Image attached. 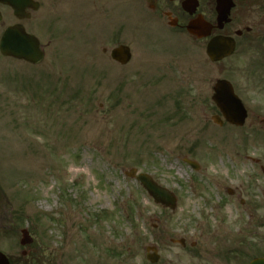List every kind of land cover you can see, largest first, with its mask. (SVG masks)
Instances as JSON below:
<instances>
[{
  "label": "rangeland",
  "instance_id": "1",
  "mask_svg": "<svg viewBox=\"0 0 264 264\" xmlns=\"http://www.w3.org/2000/svg\"><path fill=\"white\" fill-rule=\"evenodd\" d=\"M185 38L128 23L120 40L90 48L42 36L51 42L38 74L0 56V247L18 246L25 227L37 261L149 264L147 245L158 248L156 264L264 255V173L242 159L252 153L264 167V132L246 133L251 117L240 129L213 124L210 99L225 78L264 115V50L241 47L211 63L205 41ZM121 43L132 53L125 66L109 57ZM130 168L169 188L175 210L155 205L124 175ZM237 187L243 192L230 197ZM178 238L184 247L170 242Z\"/></svg>",
  "mask_w": 264,
  "mask_h": 264
},
{
  "label": "flooded vegetation",
  "instance_id": "2",
  "mask_svg": "<svg viewBox=\"0 0 264 264\" xmlns=\"http://www.w3.org/2000/svg\"><path fill=\"white\" fill-rule=\"evenodd\" d=\"M24 18L17 20L12 9L0 3L2 21L10 19V24L20 23L25 30L28 23H34L39 36L62 40L69 36L77 45H95L104 40L117 41L123 36L124 24H132L135 31L167 30L179 31L193 41L197 39L187 33L186 26L194 19L206 21L211 28V36L221 34L233 37L235 49L240 46H258L264 42V0H225L231 5L227 17L229 21L221 29L217 28V0H19ZM9 24V25H10ZM40 41V39H39ZM47 39L45 46L50 45ZM42 45V44H41ZM106 52L105 49L102 50ZM252 111L250 110V113ZM252 123L264 130V116L252 112ZM254 158V157H253ZM246 155L252 165H260L258 158ZM243 192L237 187L231 197ZM240 204L244 201L239 199ZM4 229H8L5 227ZM30 251H22L20 256H8V264H64V261H35Z\"/></svg>",
  "mask_w": 264,
  "mask_h": 264
},
{
  "label": "water",
  "instance_id": "3",
  "mask_svg": "<svg viewBox=\"0 0 264 264\" xmlns=\"http://www.w3.org/2000/svg\"><path fill=\"white\" fill-rule=\"evenodd\" d=\"M12 5L15 7V13H18L19 9L16 7V5ZM217 8H219V26H222L221 23L227 20L226 15L228 12V8L223 9L222 0H218ZM197 26L198 28H201L199 24H197ZM197 26H195L194 28H197ZM189 30L191 32H194L193 29L191 30L189 28ZM207 35H209V33L206 31H202L201 33L197 34V36L199 37ZM233 48L234 41L231 38L216 36L207 43L206 54L211 61H218L230 55L233 51ZM0 52L4 56L25 59L31 62L38 61L42 56V53L38 48L37 40L33 36L26 34L20 25H14L5 30L0 40ZM111 57L121 64H125L130 59L128 47L120 46L112 50ZM213 90V100L219 107L226 121L235 125H242L246 116L245 110L240 100L234 95L230 83L225 80H218L216 81ZM214 120L220 122L217 116L214 117ZM191 165L195 166V164ZM135 172V169H131L130 171L126 172V175L129 177H133L135 175ZM136 179L147 191L149 196L153 198L155 203L161 204L162 206L168 207L172 210L175 208L176 199L173 194L167 189L157 185L146 174H139L137 175ZM30 241L31 240L27 237L26 232L23 231V238L21 239V243L25 244L29 243ZM179 242L183 244V240H179ZM146 249L153 250L152 254L147 255V259L151 262L157 261L158 255L156 254V249L154 247H147ZM0 261H6L1 253ZM3 264H6V262H4ZM251 264H264V259L254 260Z\"/></svg>",
  "mask_w": 264,
  "mask_h": 264
}]
</instances>
